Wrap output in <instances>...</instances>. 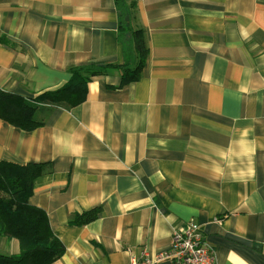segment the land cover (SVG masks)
<instances>
[{
    "label": "crops",
    "instance_id": "crops-1",
    "mask_svg": "<svg viewBox=\"0 0 264 264\" xmlns=\"http://www.w3.org/2000/svg\"><path fill=\"white\" fill-rule=\"evenodd\" d=\"M134 1L140 78L109 68L33 131L0 120V161L43 165L28 203L64 246L54 264L152 259L189 222L215 264H264V0ZM117 23L115 0H0V89L33 99L122 65Z\"/></svg>",
    "mask_w": 264,
    "mask_h": 264
},
{
    "label": "trees",
    "instance_id": "trees-1",
    "mask_svg": "<svg viewBox=\"0 0 264 264\" xmlns=\"http://www.w3.org/2000/svg\"><path fill=\"white\" fill-rule=\"evenodd\" d=\"M118 13V41L122 44L126 61L120 66L89 64L70 70L71 78L62 87L48 90L33 99L0 89V120L22 131L29 132L45 123V116L53 108H71L83 102L91 77L104 75L109 68L121 73V84L140 78L148 48L142 29H134V0H115ZM43 112L44 118L39 113ZM41 164L19 165L0 161V237L16 240L19 252L0 253V264H54L64 253V246L54 236L46 213L28 203L34 181L43 174ZM97 210L83 212L74 223L82 225L96 218Z\"/></svg>",
    "mask_w": 264,
    "mask_h": 264
},
{
    "label": "built area",
    "instance_id": "built-area-1",
    "mask_svg": "<svg viewBox=\"0 0 264 264\" xmlns=\"http://www.w3.org/2000/svg\"><path fill=\"white\" fill-rule=\"evenodd\" d=\"M215 264L214 249L206 241L200 227L189 222L184 229L173 230L169 247L154 255L152 259H132L129 264Z\"/></svg>",
    "mask_w": 264,
    "mask_h": 264
}]
</instances>
